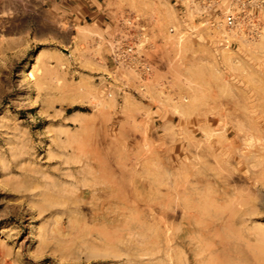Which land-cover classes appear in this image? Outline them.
Here are the masks:
<instances>
[{
    "label": "rangeland",
    "instance_id": "rangeland-1",
    "mask_svg": "<svg viewBox=\"0 0 264 264\" xmlns=\"http://www.w3.org/2000/svg\"><path fill=\"white\" fill-rule=\"evenodd\" d=\"M0 264H264V0H0Z\"/></svg>",
    "mask_w": 264,
    "mask_h": 264
},
{
    "label": "bare ground",
    "instance_id": "bare-ground-1",
    "mask_svg": "<svg viewBox=\"0 0 264 264\" xmlns=\"http://www.w3.org/2000/svg\"><path fill=\"white\" fill-rule=\"evenodd\" d=\"M80 141V140H79ZM76 148H77V146H76ZM82 151H84V150H82ZM80 152V151H79ZM97 158H98V156H97ZM102 160V159H101ZM80 161V160H79ZM87 161V160H86ZM97 161H99L98 159H97ZM126 161V160H125ZM124 163V162H123ZM103 164V163H102ZM85 167V166H84ZM99 168V167H98ZM83 170H84V168H83ZM97 170H99V169H97ZM73 171V170H72ZM76 171V170H75ZM102 171V170H101ZM105 171V170H104ZM74 172V171H73ZM90 172V171H89ZM96 172V171H95ZM82 173V172H81ZM99 174H101L100 173V171L98 172ZM87 174V173H86ZM88 175H90V174H88ZM87 176V175H86ZM100 176V178L101 177H103V176H105L104 174H103V176H101V175H99ZM110 177V176H109ZM91 178H92V176H91ZM104 178V177H103ZM259 178V177H258ZM105 179H106V177H105ZM101 182V181H100ZM110 182V181H109ZM81 183V182H80ZM119 183V182H118ZM52 185V184H51ZM93 189H94V192H95V189H104L105 187H108L109 188V195L112 197L111 199L113 200V201H115V199H116V194H115V183H110L108 186H106V185H104V186H100V187H97V184L95 183L93 186ZM119 188V187H118ZM119 191V190H118ZM98 192V190L96 191V193ZM105 192V191H104ZM103 192V193H104ZM81 193L83 194L84 192L83 191H81ZM62 194V193H61ZM103 195V194H102ZM123 196H124V194H123ZM122 196V197H123ZM99 197H101V196H99ZM102 198H104V197H102ZM127 198H129V197H127ZM238 198V197H237ZM161 199V198H160ZM121 200H122V198H121ZM242 200V199H241ZM131 202H132V200H130ZM127 202H128V200H127ZM102 208V203L100 202V203H98V202H96V204L94 203V207H93V210L95 211L94 212V217L96 218V219H98L99 217H100V214H104V212L103 211H101L100 212V210L99 209H101ZM118 208H120V207H118ZM251 208V207H250ZM252 209V208H251ZM110 210H112V209H110ZM130 210V209H129ZM109 212V211H108ZM129 212V211H128ZM154 213V212H153ZM167 213V212H166ZM130 214V213H129ZM121 215H123V214H121ZM135 216V215H134ZM137 216V215H136ZM126 217V216H125ZM106 218V217H105ZM133 218V217H132ZM128 219V218H127ZM112 221V220H111ZM126 221V220H125ZM124 221V222H125ZM81 222V221H80ZM105 223H108L109 222V220L108 219H105V221H104ZM161 222V221H160ZM61 224H63V221H61ZM103 224V223H102ZM124 225H127V224H124ZM62 226V225H61ZM125 228V227H124ZM109 232V231H108ZM102 233H104V232H101V234ZM107 233V232H106ZM110 234V233H109ZM108 234V235H109ZM105 235V234H104ZM117 235V234H116ZM120 235V234H119ZM117 237V236H116ZM108 240V239H107ZM109 242V241H108ZM257 250V249H256ZM257 252V251H256ZM260 254V253H259Z\"/></svg>",
    "mask_w": 264,
    "mask_h": 264
},
{
    "label": "built area",
    "instance_id": "built-area-1",
    "mask_svg": "<svg viewBox=\"0 0 264 264\" xmlns=\"http://www.w3.org/2000/svg\"><path fill=\"white\" fill-rule=\"evenodd\" d=\"M225 21H226L227 25H232L234 23V16H233V14L229 13L225 17Z\"/></svg>",
    "mask_w": 264,
    "mask_h": 264
}]
</instances>
